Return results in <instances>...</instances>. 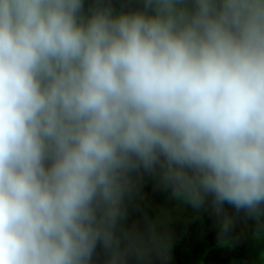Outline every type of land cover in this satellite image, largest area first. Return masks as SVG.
<instances>
[{"label":"clouds","instance_id":"clouds-1","mask_svg":"<svg viewBox=\"0 0 264 264\" xmlns=\"http://www.w3.org/2000/svg\"><path fill=\"white\" fill-rule=\"evenodd\" d=\"M146 182L264 223V0H0V264H169Z\"/></svg>","mask_w":264,"mask_h":264},{"label":"rangeland","instance_id":"rangeland-1","mask_svg":"<svg viewBox=\"0 0 264 264\" xmlns=\"http://www.w3.org/2000/svg\"><path fill=\"white\" fill-rule=\"evenodd\" d=\"M144 210H147L153 218L160 215L165 222V229L178 230L180 236V241L177 243L178 261L174 260V264H209L207 262L209 251L225 244L237 245L240 248V264H260L258 254L264 249V227L253 232L252 220L241 219L237 225L238 233L240 229L243 230L239 243L234 240L230 242L227 238L212 239L208 235L209 230L214 224L217 226L212 215L203 210L194 213L190 207L170 198L168 193L156 189L151 182L144 184L139 198V208L132 210V218L141 220ZM229 211H231L230 207ZM210 220L214 224L209 225Z\"/></svg>","mask_w":264,"mask_h":264},{"label":"trees","instance_id":"trees-1","mask_svg":"<svg viewBox=\"0 0 264 264\" xmlns=\"http://www.w3.org/2000/svg\"><path fill=\"white\" fill-rule=\"evenodd\" d=\"M215 219V217L213 216ZM214 224L212 220L209 221V225ZM264 223L258 224L252 221L251 230L253 232L263 229ZM209 230L210 238H218L217 226L214 224ZM172 236V247H171V261L169 264H174V260L178 261L177 255V243L180 241V236L177 229L171 228L165 229ZM241 261V250L237 245H221L217 248L211 249L208 253L207 262L209 264H240ZM159 264V262H157ZM181 264V263H179Z\"/></svg>","mask_w":264,"mask_h":264}]
</instances>
